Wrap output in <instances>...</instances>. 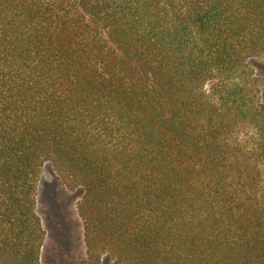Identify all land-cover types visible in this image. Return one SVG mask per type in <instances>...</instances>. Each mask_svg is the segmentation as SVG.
Returning a JSON list of instances; mask_svg holds the SVG:
<instances>
[{
  "label": "trees",
  "instance_id": "1",
  "mask_svg": "<svg viewBox=\"0 0 264 264\" xmlns=\"http://www.w3.org/2000/svg\"><path fill=\"white\" fill-rule=\"evenodd\" d=\"M264 0H0V264H42L46 165L79 264H264Z\"/></svg>",
  "mask_w": 264,
  "mask_h": 264
},
{
  "label": "rangeland",
  "instance_id": "2",
  "mask_svg": "<svg viewBox=\"0 0 264 264\" xmlns=\"http://www.w3.org/2000/svg\"><path fill=\"white\" fill-rule=\"evenodd\" d=\"M250 64L264 78V60L253 59ZM82 195L80 188L74 191L66 188L51 165L44 167L37 197V213L46 232L42 264H79L86 257L83 224L77 213V204ZM101 264L116 262L105 256Z\"/></svg>",
  "mask_w": 264,
  "mask_h": 264
}]
</instances>
